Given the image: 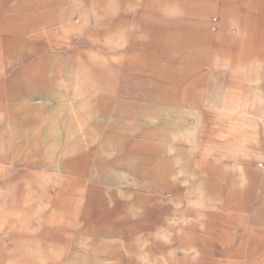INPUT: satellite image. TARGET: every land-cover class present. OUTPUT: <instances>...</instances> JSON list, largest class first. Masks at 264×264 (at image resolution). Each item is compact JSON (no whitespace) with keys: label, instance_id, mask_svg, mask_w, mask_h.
Returning <instances> with one entry per match:
<instances>
[{"label":"rangeland","instance_id":"1","mask_svg":"<svg viewBox=\"0 0 264 264\" xmlns=\"http://www.w3.org/2000/svg\"><path fill=\"white\" fill-rule=\"evenodd\" d=\"M101 1L105 21L97 0H0V264H264V0L155 2L152 44L139 17L134 52L139 25L113 18L137 0ZM60 10L37 37L6 38L3 23ZM77 49L85 64L57 81L66 97L7 81ZM117 73L151 94H123ZM27 103L37 123L22 129L7 114Z\"/></svg>","mask_w":264,"mask_h":264},{"label":"crops","instance_id":"2","mask_svg":"<svg viewBox=\"0 0 264 264\" xmlns=\"http://www.w3.org/2000/svg\"><path fill=\"white\" fill-rule=\"evenodd\" d=\"M124 1L125 0H113V2L111 3L112 7L115 8V6L117 5L116 3L124 5ZM165 1H177L183 11H188V4L189 1L188 0H137L134 2V12L133 13H127L126 17H119V18H113V20L118 21L119 23L122 22H126L129 19H132L135 23L139 25L137 26V29H135L134 31L131 32V37H133V47L130 50V52H134V48L140 46L142 43L139 42L138 40V29L142 28L143 26L140 25V21H139V17H147L146 19V25L142 28L145 33L147 34L148 38L145 41V45L146 46H150L152 44V36H153V30L150 27L152 19L150 17H148V15L150 14L151 11V5H153L155 2H165ZM97 6L100 7L101 9L99 11H101L100 13H97L96 16L100 15V17L98 18L97 21H105V19L101 16L104 14V5L103 2L101 0H97ZM24 4V3H22ZM39 4H42L43 6H52L54 9L57 8L58 6L61 7V0H39ZM60 9V8H59ZM122 9L124 10V7H122ZM44 12V10H43ZM186 13V12H185ZM188 13V12H187ZM187 13L185 15H187ZM95 14V13H94ZM109 14H111L109 12ZM135 15V17H134ZM48 16V15H46ZM64 12L62 10H60V13L58 14L57 17H52L51 15L48 16V18H44V19H33V20H15L12 19L10 20V23H3V27H8L10 30L9 31H13L14 35L10 36V35H6V38H24L25 34L30 32V31H35L31 34L32 36L37 37L38 35H36V32H38L41 28L43 27L42 23H45L47 20H51V21H55L58 23H61L62 21H66L67 18L63 17ZM134 17V18H131ZM184 18V17H183ZM181 18L180 20L177 21H172V23H178V25L174 26L173 29L171 30V34L172 37L177 38V37H181L182 39L186 38V36H188L189 34L186 32L185 29V24H184V19ZM110 20V19H108ZM182 23V25H181ZM121 25L119 24V29H118V33L121 32ZM162 38H165L162 37ZM167 38V35H166ZM129 51V50H128ZM81 55L83 56V52H80V50H75V51H66V50H61V51H57L54 52L51 55L48 56H38V57H32L29 58L25 61H27V64L22 66V67H18L16 68L12 74L7 78V81L12 82L13 80H17L19 81L15 87L14 90L17 96H25V97H32L38 94H43V100H47V98H51V97H60L62 98L63 96H68V89L64 86H59L61 84H59L57 86V81L59 80H67L69 78H71L73 76V74L80 68V66L84 65L85 62L82 59ZM141 60H138L136 58H133L130 60L129 62V69H133L131 66H135L137 63H140ZM71 64V66H68L69 64ZM75 65L77 67H75ZM12 67L14 65H11ZM9 67L8 69H11L12 67ZM91 68V74L92 77L95 75L100 76V74H102V76H105V69H94V67H90ZM7 69V70H8ZM122 70V68H121ZM52 71V73L50 74V72ZM120 71V70H119ZM122 72V71H120ZM125 74L128 75V72L125 71ZM118 81V84H116V86L119 85L120 82H122V91L123 94L125 95H129V96H133L136 95L137 93H141L142 90L143 92L146 91L147 93L151 94L150 90L145 89L146 84L145 83H140V80H137L136 77L132 76H123V78L121 77L120 73L116 74V77H113V80L115 82V79ZM67 84V83H66ZM138 88V89H137ZM140 92H139V91ZM98 99H94V98H85L83 100V104L89 106V105H93L95 101H97ZM41 106H44V103L40 104ZM31 106L29 105V103L27 104H21L19 106V108L14 109L10 114H7V116H9L10 118H15L16 121H14L16 123L17 126H19L20 128H24V127H29L31 125H36L37 121L29 114H26L24 111L26 109V107ZM57 107L61 108L62 104L59 103L57 104Z\"/></svg>","mask_w":264,"mask_h":264},{"label":"built area","instance_id":"3","mask_svg":"<svg viewBox=\"0 0 264 264\" xmlns=\"http://www.w3.org/2000/svg\"><path fill=\"white\" fill-rule=\"evenodd\" d=\"M257 165L260 167V168H264V159H261L258 161Z\"/></svg>","mask_w":264,"mask_h":264}]
</instances>
